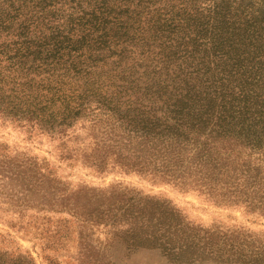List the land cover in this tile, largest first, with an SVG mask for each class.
Here are the masks:
<instances>
[{"label": "trees", "instance_id": "1", "mask_svg": "<svg viewBox=\"0 0 264 264\" xmlns=\"http://www.w3.org/2000/svg\"><path fill=\"white\" fill-rule=\"evenodd\" d=\"M263 37L250 0H0V119L98 173L112 165L264 217V161H233L226 147L264 140ZM0 204L18 220L67 214L43 236L75 232L76 264L142 249L178 264H264L251 234L193 227L135 190H70L28 158L0 156Z\"/></svg>", "mask_w": 264, "mask_h": 264}, {"label": "rangeland", "instance_id": "2", "mask_svg": "<svg viewBox=\"0 0 264 264\" xmlns=\"http://www.w3.org/2000/svg\"><path fill=\"white\" fill-rule=\"evenodd\" d=\"M246 2V0H242ZM255 4L259 15L264 18V0H250ZM258 61H264V37L259 43ZM78 127L70 130V135L76 133ZM264 140L256 147L239 146L235 142L228 143L227 149L235 156L233 161H264ZM70 145L66 142L65 146ZM63 145L38 132H29L16 124L5 123L0 119V156L17 161L30 159L39 161L48 171L52 172L70 190L80 187L107 189L118 186L124 189L138 191L141 195L154 196L169 201L173 207L185 217L193 227L217 231L220 235L236 234L241 231L251 234L252 239L264 240V217L245 213L242 207L217 206L201 197L198 193L183 192L169 184L152 181L133 173H123L117 167L110 165L98 173L84 166L77 159L61 157ZM5 209V205L0 204ZM25 215L18 220L19 215L0 210V258L5 262L18 254L30 256L34 264H76L75 263V232L59 244L47 243L43 235L54 229L56 220L68 218L67 214L35 213L24 211ZM37 219L34 221V217ZM49 221H46V218ZM68 235V233H67ZM96 236H101L97 234ZM72 239V240H71ZM75 241V242H74ZM109 257L115 259V264H178L168 261L159 250H138L124 257L123 253L113 250ZM200 264V263H194ZM215 264V263H201ZM225 264V263H220Z\"/></svg>", "mask_w": 264, "mask_h": 264}]
</instances>
